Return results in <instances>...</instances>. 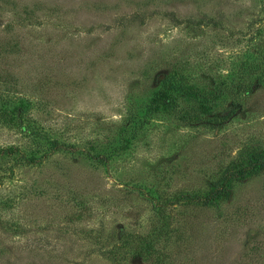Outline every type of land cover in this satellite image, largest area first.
<instances>
[{"label": "rangeland", "instance_id": "374dc122", "mask_svg": "<svg viewBox=\"0 0 264 264\" xmlns=\"http://www.w3.org/2000/svg\"><path fill=\"white\" fill-rule=\"evenodd\" d=\"M260 46L264 0H0V115L22 107L0 118V264H115L113 235L153 234L161 204L165 264H264V172L214 206L167 204L243 145L264 148V83L221 127L187 124V97L149 109L179 74L234 90Z\"/></svg>", "mask_w": 264, "mask_h": 264}, {"label": "trees", "instance_id": "16d2710c", "mask_svg": "<svg viewBox=\"0 0 264 264\" xmlns=\"http://www.w3.org/2000/svg\"><path fill=\"white\" fill-rule=\"evenodd\" d=\"M261 55L258 59H249V61H239L236 78V90L228 89V85L224 82L218 84L217 89L210 92H201L198 89H187L185 82L186 75L179 74L178 77H170L164 81L163 87L159 90L158 95L153 99L149 106L150 112L158 109L168 110L177 107V97L183 96L194 101L186 110L181 118L190 123L203 122L209 127L224 126L228 118L236 116L243 110V103L236 99V95L242 93H253L259 83H264V46H260ZM233 96L235 104L230 109L229 114L215 113L213 106L224 95ZM22 109L20 106H14L10 111L2 110L0 118L2 121H12L18 116L17 111ZM209 115V116H207ZM204 116V117H203ZM8 149L6 152H10ZM264 172V148L258 144L243 145L235 156L229 161H220L219 168L215 171L212 178L209 179L204 191L195 193L186 192L182 196L177 197L174 201L167 204L175 206L183 204L185 207L190 205L198 206H214L224 200H229L234 193V185L249 180L256 174ZM161 213V224L153 234H141L136 232H119L114 234L110 239V246L106 247L105 253L108 258L115 264H127L125 257L137 256L144 259L147 264H165L169 254L165 253V249H161L162 241L167 242L173 234L174 228L172 220L168 216L169 211L166 210L165 204L159 206ZM133 250V253L131 252ZM131 252V253H130ZM132 257V256H131ZM168 264V263H167ZM178 264V263H176Z\"/></svg>", "mask_w": 264, "mask_h": 264}]
</instances>
